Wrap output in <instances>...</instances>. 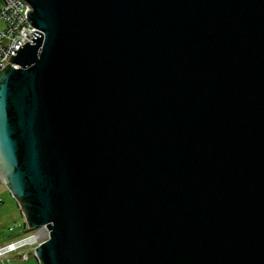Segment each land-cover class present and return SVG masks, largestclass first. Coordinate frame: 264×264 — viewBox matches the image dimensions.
<instances>
[{"label":"water","instance_id":"95a60500","mask_svg":"<svg viewBox=\"0 0 264 264\" xmlns=\"http://www.w3.org/2000/svg\"><path fill=\"white\" fill-rule=\"evenodd\" d=\"M0 182L39 264H264V0H25Z\"/></svg>","mask_w":264,"mask_h":264},{"label":"built area","instance_id":"2783aa9c","mask_svg":"<svg viewBox=\"0 0 264 264\" xmlns=\"http://www.w3.org/2000/svg\"><path fill=\"white\" fill-rule=\"evenodd\" d=\"M29 11L31 8L25 0H0V71L9 64L15 69L20 68L12 65L9 59L18 54L21 46L32 43L31 37L34 30L37 31L27 19ZM2 204L0 200V206ZM49 237L50 231L46 226L30 230L26 225V233L22 237L0 241V262L7 264L12 258L29 261L32 255L35 256V249Z\"/></svg>","mask_w":264,"mask_h":264},{"label":"rangeland","instance_id":"374dc122","mask_svg":"<svg viewBox=\"0 0 264 264\" xmlns=\"http://www.w3.org/2000/svg\"><path fill=\"white\" fill-rule=\"evenodd\" d=\"M3 198V204L0 206V240L18 239L24 232V216L10 193H7ZM0 264L2 263L0 262ZM7 264H39V262L34 257H31L27 262H21L19 258H12Z\"/></svg>","mask_w":264,"mask_h":264},{"label":"crops","instance_id":"0c3cea01","mask_svg":"<svg viewBox=\"0 0 264 264\" xmlns=\"http://www.w3.org/2000/svg\"><path fill=\"white\" fill-rule=\"evenodd\" d=\"M7 193H9V190H8V188L6 187V186H4L1 182H0V200H3L4 198V196L7 194ZM17 226V225H16ZM26 226V225H25ZM25 232H26V229L24 228V232L21 234L22 236L25 234ZM0 241H2V240H0ZM4 241H10V240H4ZM4 241H2V242H4Z\"/></svg>","mask_w":264,"mask_h":264},{"label":"trees","instance_id":"16d2710c","mask_svg":"<svg viewBox=\"0 0 264 264\" xmlns=\"http://www.w3.org/2000/svg\"><path fill=\"white\" fill-rule=\"evenodd\" d=\"M25 229H26V226H25ZM32 257H34V258H35V256H34V255H32Z\"/></svg>","mask_w":264,"mask_h":264}]
</instances>
